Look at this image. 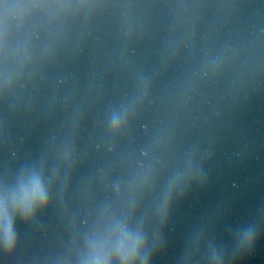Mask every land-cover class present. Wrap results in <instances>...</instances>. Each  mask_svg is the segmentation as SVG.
<instances>
[{
    "label": "clouds",
    "instance_id": "obj_1",
    "mask_svg": "<svg viewBox=\"0 0 264 264\" xmlns=\"http://www.w3.org/2000/svg\"><path fill=\"white\" fill-rule=\"evenodd\" d=\"M45 201L46 194L43 188L41 187L38 181H34L30 191L26 193L22 201L21 211L25 215H30L36 205H42L45 203ZM5 242L8 246H11L13 243L12 228L11 225L7 222L5 223ZM252 242V237L249 236L247 239V243L251 245Z\"/></svg>",
    "mask_w": 264,
    "mask_h": 264
}]
</instances>
